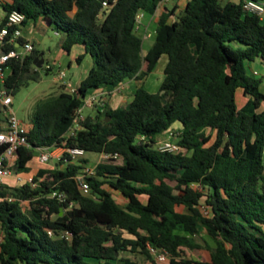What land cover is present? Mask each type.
<instances>
[{"label":"trees","instance_id":"obj_1","mask_svg":"<svg viewBox=\"0 0 264 264\" xmlns=\"http://www.w3.org/2000/svg\"><path fill=\"white\" fill-rule=\"evenodd\" d=\"M162 1L0 0V30L16 11L24 15L20 26L43 20L62 35L66 53L83 45L78 63L86 54L94 59L77 91L61 84L37 99L13 170L30 172L27 163L42 147L112 155L86 175L87 192L77 179L86 157L62 158L19 185L2 183L0 264H139L124 253L158 264L149 244L167 249L169 264H264V90L262 79L246 68V62L264 59V17L247 7L251 0H186L179 13L176 4L164 5L146 51L137 16L154 15ZM12 30L0 41L2 50L17 48L4 42ZM39 54L33 46L23 58L7 61L9 94L41 80V69L52 72L33 64ZM163 55L164 79L151 92L145 81ZM132 78L143 83L130 102L114 108L107 100L105 107L90 108L95 113H85L81 128L69 134L87 95L106 88L109 97ZM238 91L248 97L240 108ZM4 125L0 109V131ZM169 129L178 132L176 152L156 145V136ZM203 233L214 246L197 242ZM191 249L207 256H189Z\"/></svg>","mask_w":264,"mask_h":264},{"label":"built area","instance_id":"obj_2","mask_svg":"<svg viewBox=\"0 0 264 264\" xmlns=\"http://www.w3.org/2000/svg\"><path fill=\"white\" fill-rule=\"evenodd\" d=\"M169 0H163L159 6H163ZM247 7L256 11L260 15L264 14V2L260 1H249ZM158 8V9H159ZM157 9V10H158ZM157 12V11H156ZM156 14V13H155ZM154 14V15H155ZM145 17V13L140 11L137 16V29H141L143 19ZM24 20V15L12 11L8 13L6 23L4 27L0 30V41H2L5 36L8 34L10 28L13 30L10 33V36L4 40L8 44H16L17 48H12L9 50H2L0 47V109H2L3 114L5 116V125L3 130L0 131V148L3 147V150L0 152V185L5 182L6 178L11 176L13 173V167L15 166V160L18 156V149L21 146L27 145V137L26 125L21 122L18 118L17 114L12 108V95L9 94L4 86L5 79V64L10 58H23L26 54H28L32 48L33 43L30 40H26L22 43L16 42L17 38L21 36L20 25ZM143 39L152 37V32L149 29V25L144 27L143 31ZM44 67L55 70V67L51 63L45 62L43 64ZM55 74V78L62 85H65L68 90L71 92L77 91L76 86H72L67 80V72L65 69L58 67V70ZM123 83L118 85L111 93L117 92L122 89ZM110 94L108 91H102L100 93H91L87 95L81 104V106L77 109L75 114L74 123L69 131L70 135H74L77 130H79L82 126V121L85 118L84 110L92 107H105L107 97ZM166 137L158 139L156 145L160 150L176 152L180 149V146L177 142L178 132L176 129H169L166 132ZM145 136H141V139H144ZM39 154L37 156L39 162L47 163L53 157H57L59 159H64V162L68 161H79L82 157L86 156V151L82 147L70 146V147H42L38 148ZM112 155L109 153H101V157L109 159ZM117 157V154L114 155ZM95 171V167L87 166L82 174H79L77 179L79 182V187L82 191H89L91 189L89 182L86 179V175L93 174ZM16 179L18 181H22L23 179L16 175ZM26 181H30V178ZM32 186L36 184L31 183ZM53 196H57L59 199H65L66 194L64 192L54 191ZM11 199V198H9ZM1 200V198H0ZM203 212L207 215L210 214L209 206L202 205L201 206ZM49 233L52 235V230H49ZM148 249L150 253L158 264H169V260L171 258V253L165 249L160 247H155L151 244L148 245Z\"/></svg>","mask_w":264,"mask_h":264},{"label":"rangeland","instance_id":"obj_3","mask_svg":"<svg viewBox=\"0 0 264 264\" xmlns=\"http://www.w3.org/2000/svg\"><path fill=\"white\" fill-rule=\"evenodd\" d=\"M186 0H169L165 3V5L172 8L175 4L177 5L176 13H179L182 8L185 6ZM163 9V8H162ZM161 9V10H162ZM157 20L152 19V24L149 25V29L154 35V30L156 27ZM38 31V39H41V41L37 42L36 47L39 51L44 52L46 62L48 63H59L60 61H65V65L69 61V56L64 53L62 50V39L63 37L61 35H58L56 31L52 27H45L43 30H37ZM141 34L144 31V28L138 30ZM154 42V37L150 38H144L143 42V48L145 50H148ZM65 54V55H64ZM64 55V56H63ZM167 56L165 55L164 60H166ZM263 62V61H261ZM262 67L258 68L257 74H254L251 72L250 68H248V72L250 75H254L255 77L262 79V84L264 83V62L260 63ZM94 65V59L92 56H89L87 59L82 61V64H74L72 68L67 70L68 76L67 80L70 77H74V82L77 80L79 75L84 74L86 75L89 73L90 69ZM58 70V65L55 66V70L51 72L50 74H46L43 69H41L42 72V79L39 81H31L27 86L22 87L18 92H16L14 95H12V108L17 114L18 118L21 119L23 122L28 123L29 117L31 115V112L33 110V106L37 99L42 98L50 93H54L58 91L60 87H58V82L55 80V74ZM164 69H162L161 65L157 66L155 70L149 75L145 87L150 90L151 92H158L160 89V86L164 79ZM88 75V74H87ZM241 95L238 97L237 104L239 105L241 102ZM89 110H92L90 108H87L84 110V114L87 113ZM157 139L162 138V134H159L156 136ZM35 155L33 156L32 160L27 163L28 166H33L35 163H37L36 153L37 150H35ZM86 157L89 158L88 164H85L89 167H95L96 162H104L107 159L104 157H101V153L98 152H87ZM46 164H49L47 162ZM107 188L111 189L109 186H106ZM115 192V197L119 201H123V197L120 193ZM22 204L25 206L26 202H22ZM203 205L206 206L203 199ZM180 211L184 210L183 206L178 207ZM201 237H197V242L205 246V240L212 246L215 245L213 240L209 237L208 234L203 233ZM204 238V239H203ZM125 255L131 254L132 256L136 257L140 264H145L147 261L146 257L143 254H132V253H124ZM189 256H199V255H206L207 253L202 250L198 249H191L188 252ZM152 264V263H149Z\"/></svg>","mask_w":264,"mask_h":264},{"label":"crops","instance_id":"obj_4","mask_svg":"<svg viewBox=\"0 0 264 264\" xmlns=\"http://www.w3.org/2000/svg\"><path fill=\"white\" fill-rule=\"evenodd\" d=\"M165 5V4H164ZM164 5L163 6H161L158 10H157V12H156V14L155 15H146L145 14V17H144V19H143V22H142V26H141V28L143 27H145L146 25H150V24H152V19H156L157 21H158V17H159V15H160V13H161V9L162 8H164ZM4 15H5V12L2 10V8H1V6H0V21H1V19L4 17ZM263 17H264V14H263ZM45 27H48V24L45 22V21H43V20H37V21H35V22H33V21H28V22H26L25 24H23L22 26H20V32H21V38H23L24 39V41L25 40H30V41H32V43H33V45L36 47V44H37V42H39V41H41V39H38V37H37V35H38V31L37 30H43ZM143 33V32H142ZM58 34V33H57ZM58 35H60V34H58ZM62 36V35H61ZM62 42H63V39H62ZM61 46H62V43H61ZM37 48V47H36ZM62 50H63V48H62ZM64 51V50H63ZM147 51V50H146ZM42 54H43V57H44V59H45V54H44V52H41ZM64 53H66L65 51H64ZM84 53V46L83 45H75L73 48H72V50H71V52L70 53H66L68 56H69V61H68V63L65 65V61L63 60V61H60L59 63H57V61H55V63H51L54 67L56 66V65H58V67H61V68H63V69H65L66 70V72H67V70L68 69H70V68H72V66L74 65V64H78V65H80V64H82V61L83 60H85V59H87L89 56H91V55H89V54H86L85 55V57H84V59L80 62V63H78L77 62V60H76V57L78 56V55H80V54H83ZM65 55V54H64ZM63 55V56H64ZM164 58H165V55H163L162 57H161V59L159 60V62L157 63V66H159V65H161V67H162V69H164L165 68V66H166V64H167V61H168V58H166V60H164ZM46 60L47 59H45V62H46ZM261 61H263L264 62V59H262V58H258V59H256V60H254V61H248V62H246V68H247V71H248V68H250V70H251V72H253L254 74H257V72H258V68H260V67H262V65L260 64V63H263V62H261ZM48 63V62H47ZM156 66V67H157ZM53 72V71H52ZM164 72V71H163ZM249 73V72H248ZM88 74V73H87ZM87 74L86 75H84V74H82L81 73V75H79V77L77 78V80L74 82L73 80H74V77H70L69 79H68V82L72 85V86H78L79 84H80V82L87 76ZM67 76H68V73H67ZM252 76H254V75H252ZM55 80L57 81V79L55 78ZM147 81V80H146ZM146 81H145V83H146ZM58 82V87L61 85V83L59 82V81H57ZM143 83V81L142 80H138V79H136V78H132V79H127L124 83H123V86H122V89L121 90H119V91H117V92H113L109 97H107V100H108V104L110 105V106H112V107H114V108H116V107H120V106H123V105H125V104H127L128 102H130L131 100H132V97H133V94H134V92H135V90L137 89V87L138 86H140L141 84ZM262 89L264 90V83L262 84ZM102 91H109V89H106V88H104V89H101V90H98V91H96L97 93H100V92H102ZM93 93H95V92H93ZM239 95H241L242 97H241V103L238 105L239 106V108L240 107H242V106H244L245 105V103L247 102V100H248V97H246L244 94H243V92L242 91H238V93H237V101H238V97H239ZM90 112H92V113H95V110L93 111V110H89L87 113H90ZM21 120V119H20ZM21 122H23L22 120H21ZM24 124H26V125H28V123H25V122H23ZM175 128H178V127H180V125L179 124H175V126H174ZM166 137V133H163L162 134V138H165ZM38 154H39V151H38V149H37V153H36V158H37V156H38ZM34 155H35V153H34ZM86 157V156H85ZM86 158H88V157H86ZM89 159V158H88ZM60 159L59 158H57V157H53V158H51V160L49 161V164H46V163H42V162H39V160H38V158H37V163H35L33 166H29V168L31 169V171L30 172H28V173H17V172H15V171H13V173H12V175L11 176H9V177H7L6 178V180H5V183L6 184H8V185H19L21 182H24V181H26V180H28L30 177H31V175L34 173V172H36L39 168H50V167H52L54 164H57V162L59 161ZM97 163H99V162H96V163H94V164H97ZM16 175H18V176H20L23 180L22 181H18L17 179H16ZM123 199V198H122ZM125 255V254H124ZM125 256H129V257H131L132 259H134V260H136L138 263H139V261L137 260V258L136 257H134V256H132L131 254H129V255H125ZM150 262L149 261H146L145 262V264H149ZM140 264V263H139Z\"/></svg>","mask_w":264,"mask_h":264},{"label":"water","instance_id":"obj_5","mask_svg":"<svg viewBox=\"0 0 264 264\" xmlns=\"http://www.w3.org/2000/svg\"><path fill=\"white\" fill-rule=\"evenodd\" d=\"M107 11H110V9H108ZM45 63V59L43 57V54H39L38 56L35 57L33 64L37 67V68H42L43 64ZM166 102V100H165ZM110 119V118H109Z\"/></svg>","mask_w":264,"mask_h":264}]
</instances>
